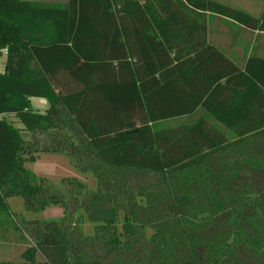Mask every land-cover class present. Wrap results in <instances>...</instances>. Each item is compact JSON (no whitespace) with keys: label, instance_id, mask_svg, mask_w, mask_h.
<instances>
[{"label":"trees","instance_id":"16d2710c","mask_svg":"<svg viewBox=\"0 0 264 264\" xmlns=\"http://www.w3.org/2000/svg\"><path fill=\"white\" fill-rule=\"evenodd\" d=\"M211 18L264 33L214 0H0V243L20 264H264V58H228ZM43 154L96 187L37 176Z\"/></svg>","mask_w":264,"mask_h":264},{"label":"rangeland","instance_id":"374dc122","mask_svg":"<svg viewBox=\"0 0 264 264\" xmlns=\"http://www.w3.org/2000/svg\"><path fill=\"white\" fill-rule=\"evenodd\" d=\"M24 1H29V2H35V3H40L44 5H54V4H65L66 0H24ZM215 2L227 6L229 8L233 9H238L246 12L247 14L251 15L254 18H259L262 13H264V0H214ZM212 18L208 20V28L211 27L212 23ZM215 30L217 33L221 34V31L224 32L226 35H230V37H240L244 45H248L250 49V53L256 54L257 55V49L256 51L254 50L253 47H257L259 44H264L262 41H264V35H261L258 37V39L254 38V35L252 33L248 34H241L238 33L235 30L238 29H233L231 27H222V26H217L215 27ZM261 38V39H260ZM261 55H264V50L260 53ZM5 58L3 57L0 62H4ZM242 60H237V62H241ZM16 127L21 128L20 124H16ZM22 136L25 140H28L29 134L28 133H22ZM37 167L34 168V164L30 166L32 171H35L37 176H42L50 181H52L55 186L58 188H62V180L65 181L68 178H77V180L82 181L87 184L89 189L94 190L96 187V182L95 179L88 175H82L79 173L77 170L73 169V166H71L70 161L65 157V156H51V157H43L41 156L40 159L37 161ZM34 168V169H32ZM58 188V189H59ZM66 191V189H63ZM60 190V191H63ZM8 205L10 207V210L13 214L15 215H20L22 214L23 211V204L22 200L18 197H11L7 200ZM63 215L62 210L59 207H51L45 210L43 213H41L39 216L42 220L45 221H54V220H59ZM0 249H4L3 253H0L2 256L0 257L1 259H6L9 258L10 261L9 263L13 264H18V262L14 261H19L16 256L18 255L17 251H15L13 246L10 245H2L0 243ZM19 246L21 248V251L24 252L27 248H24L22 245H15ZM25 250H24V249ZM36 261H40V257L36 255ZM4 262V261H2ZM0 262V263H2ZM20 262V261H19ZM6 263V262H5ZM24 263V262H21ZM20 264V263H19Z\"/></svg>","mask_w":264,"mask_h":264},{"label":"crops","instance_id":"0c3cea01","mask_svg":"<svg viewBox=\"0 0 264 264\" xmlns=\"http://www.w3.org/2000/svg\"><path fill=\"white\" fill-rule=\"evenodd\" d=\"M217 26L225 27V29H226V27L238 29L235 31H237L238 33H241V34H248L249 35V32L242 30L239 26L235 25L232 22L225 21V20H222L220 18H213V21L211 23V27L208 28V40H209V42L212 45L218 47L221 51H223L228 58H230V59H245L246 57L249 56V54L251 52L250 51L251 48L248 45L247 46L244 45L240 37H230V35H227V34L225 35L224 32H222V31H221V34H219L215 30V27H217ZM252 35H254V38L258 39V37H260L261 35H264V33H254ZM262 43H264V41H262ZM262 50H264V44H259L257 46V51H256L257 56L264 58V55L260 54L262 52ZM30 102H31L32 107L38 112H44L49 107L47 101L44 99L31 98ZM41 156L51 157V156H63V155L43 154V155H40L38 159H40ZM36 165H37V162L34 163V165H33L34 168L37 167ZM34 168H32V169H34ZM33 173H36V172L33 171ZM2 245H10V244H2ZM10 246H13L15 251H17V249L19 250V252H17L18 255L16 256V258L20 262L19 261H14V262H18V263L23 262V259H22L23 252L21 251V248H19V246H15V245H10ZM24 248H26V247H24ZM3 251H4V249H0V253H3ZM1 256L2 255L0 254V257ZM2 261L10 262L12 260H10L9 258H6V259L0 258V262H2Z\"/></svg>","mask_w":264,"mask_h":264},{"label":"built area","instance_id":"2783aa9c","mask_svg":"<svg viewBox=\"0 0 264 264\" xmlns=\"http://www.w3.org/2000/svg\"><path fill=\"white\" fill-rule=\"evenodd\" d=\"M0 60L4 57L6 60V50H1L0 51ZM5 60L4 62H0V74L4 72V66H5Z\"/></svg>","mask_w":264,"mask_h":264}]
</instances>
